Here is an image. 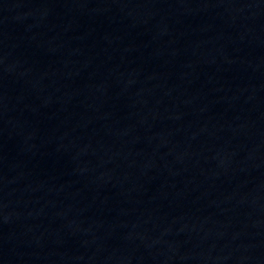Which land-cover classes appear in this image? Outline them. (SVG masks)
I'll list each match as a JSON object with an SVG mask.
<instances>
[{
	"label": "water",
	"instance_id": "1",
	"mask_svg": "<svg viewBox=\"0 0 264 264\" xmlns=\"http://www.w3.org/2000/svg\"><path fill=\"white\" fill-rule=\"evenodd\" d=\"M0 73L81 264H264V0H0Z\"/></svg>",
	"mask_w": 264,
	"mask_h": 264
}]
</instances>
